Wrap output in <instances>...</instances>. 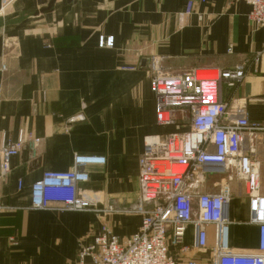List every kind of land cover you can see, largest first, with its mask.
<instances>
[{
    "label": "crops",
    "instance_id": "0c3cea01",
    "mask_svg": "<svg viewBox=\"0 0 264 264\" xmlns=\"http://www.w3.org/2000/svg\"><path fill=\"white\" fill-rule=\"evenodd\" d=\"M188 1L193 12L179 15ZM35 8L33 0L5 8L0 0V137L15 140L21 129L38 138L35 154L21 146L0 174V264H91L77 251L102 224L119 238L138 229L140 215L122 210L137 199L144 138L170 128L155 119L152 58L170 72L242 65L244 77L226 99L246 97L250 119L264 121V28L248 20L242 0H55L33 16ZM75 154L105 158L83 167L88 179L77 183L88 210L67 209L51 194L46 208H33L32 183L69 170ZM238 196L228 208V249L254 253L258 226ZM108 204L119 211L102 212ZM206 231L203 248L192 226L186 251L169 247L177 264H212L215 228Z\"/></svg>",
    "mask_w": 264,
    "mask_h": 264
},
{
    "label": "built area",
    "instance_id": "2783aa9c",
    "mask_svg": "<svg viewBox=\"0 0 264 264\" xmlns=\"http://www.w3.org/2000/svg\"><path fill=\"white\" fill-rule=\"evenodd\" d=\"M11 1L1 0L2 7ZM242 1L250 6L247 17L252 25L264 28V0ZM193 10L192 1H188L179 15L186 17ZM257 60L256 55L254 62ZM157 62L153 57L149 66L155 119L158 125L174 127L175 131L144 138L138 160L137 199L131 208L122 210L138 213L140 225L129 236L119 238L102 224L89 243L79 245L78 260L88 257L91 264H177L169 247L188 249L184 242L188 226L193 227L194 245L205 247L206 226L211 224L215 228L212 264H264V121L250 119L246 97L226 99V90L243 79V66L170 72ZM37 142L38 138L21 129L15 140L2 134L0 174L9 171L10 159L21 146H28L35 154ZM104 162L103 156L75 154L69 170L44 172L31 185V206L46 208L53 196L67 209L88 210L89 203L78 197L77 183L88 179L83 167ZM213 175L219 178L206 187ZM235 183L248 200V222L258 226L259 244L254 253L228 249V208ZM101 211L119 208L108 204ZM186 264L196 262L189 258Z\"/></svg>",
    "mask_w": 264,
    "mask_h": 264
},
{
    "label": "water",
    "instance_id": "95a60500",
    "mask_svg": "<svg viewBox=\"0 0 264 264\" xmlns=\"http://www.w3.org/2000/svg\"><path fill=\"white\" fill-rule=\"evenodd\" d=\"M71 1L72 0H66V2H68V3ZM54 3H55V0H33L34 6L38 7V8H35L30 13L33 16H37L41 13L49 12L52 10ZM43 4H45V5L39 7V5H43Z\"/></svg>",
    "mask_w": 264,
    "mask_h": 264
},
{
    "label": "rangeland",
    "instance_id": "374dc122",
    "mask_svg": "<svg viewBox=\"0 0 264 264\" xmlns=\"http://www.w3.org/2000/svg\"><path fill=\"white\" fill-rule=\"evenodd\" d=\"M5 8V7H4ZM7 8V7H6ZM6 10V9H5ZM169 131H175L174 127H170L168 128V130L166 132ZM219 176L218 175H213L210 179L209 182H206V187H211V181L218 179ZM262 184L264 186V167H263V176H262ZM232 190H233V194L232 197H239L238 195H242V188L240 186H238L236 183L232 185Z\"/></svg>",
    "mask_w": 264,
    "mask_h": 264
}]
</instances>
